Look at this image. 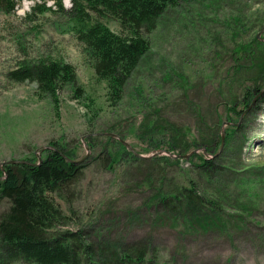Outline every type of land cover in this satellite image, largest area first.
Listing matches in <instances>:
<instances>
[{
    "label": "rangeland",
    "instance_id": "rangeland-1",
    "mask_svg": "<svg viewBox=\"0 0 264 264\" xmlns=\"http://www.w3.org/2000/svg\"><path fill=\"white\" fill-rule=\"evenodd\" d=\"M34 2L41 3L23 0L14 13L0 12V167L8 160L41 157L45 146L56 143L85 165L73 184L71 204L52 197L69 216L61 230L149 240L152 254L167 264H264V0H194L169 7L154 29L141 31L150 49L118 100L95 74L76 22L57 7L33 12ZM63 7L70 5L63 1ZM91 15L125 34L113 16ZM255 36L262 46H255ZM248 43L254 60L244 52ZM39 59L72 64L79 94L66 85L56 99L41 97L33 82L8 78L22 62ZM254 89L256 95L250 94ZM228 126L235 133L217 151L221 183L209 182L187 161L158 158H175L160 152L167 149L171 129L182 134L176 154L212 157L195 144L225 135ZM118 138L143 160L135 162L118 150L111 162L107 153L119 148ZM191 161L198 163L197 156ZM161 184L168 192L195 184L208 193L228 185L223 188L231 206L227 214L243 215L246 222L232 237L217 230L187 235L138 214ZM7 206L0 199V212Z\"/></svg>",
    "mask_w": 264,
    "mask_h": 264
},
{
    "label": "trees",
    "instance_id": "trees-1",
    "mask_svg": "<svg viewBox=\"0 0 264 264\" xmlns=\"http://www.w3.org/2000/svg\"><path fill=\"white\" fill-rule=\"evenodd\" d=\"M22 1L0 0V12L14 13ZM33 1H41L34 2L33 12L56 11L54 8L57 7L76 22L77 38L83 44L95 74L107 81L111 98L118 100L132 72L150 49V42L141 31L154 29L169 7L194 0H70L71 6L67 9L63 7V0ZM47 1H52L54 7L47 5ZM91 13L98 17L113 16L125 34L114 32L100 20L92 21ZM253 42L257 47L263 45L256 36ZM252 50L248 43L244 52L254 60L256 55ZM8 78L17 82L29 80L36 86L39 96L51 99H56L58 90L66 85L75 88L76 96L80 90L76 87L74 66L64 60L22 62L8 73ZM257 91L254 89L250 94L256 95ZM160 128L165 129L156 126V129ZM169 133L166 148L176 154L178 145L175 141L178 142L182 134L176 129H171ZM234 133L235 127L225 128L223 148L230 144ZM114 141L119 148L108 150L107 157L111 162L117 161L118 150L128 153L135 162L143 160L120 141ZM221 143V135H213L195 144L212 157L193 154L184 159L181 153L175 158L166 155L158 158L173 164L187 161L209 182H220L219 177L224 174L223 166L218 164L217 151ZM49 146L40 159L35 156L33 159H21L23 162H5L0 167V199L8 202V206L0 212V264H167L152 254L149 240L138 243L123 236L114 237L111 233L93 234L89 229L61 230L69 216L52 197L56 195L71 204L73 184L85 165L56 143L50 142ZM188 147L184 146L183 150ZM196 156L198 163H193L191 159ZM162 186L144 199L136 209L138 214H146L148 219L157 223L166 222L187 235L217 230L232 237L234 228H242L246 222L247 217L243 215L227 214L231 206L223 188L227 189L228 185L213 193L200 191L195 184L173 192L164 190ZM241 209L247 211L248 207Z\"/></svg>",
    "mask_w": 264,
    "mask_h": 264
},
{
    "label": "water",
    "instance_id": "water-1",
    "mask_svg": "<svg viewBox=\"0 0 264 264\" xmlns=\"http://www.w3.org/2000/svg\"><path fill=\"white\" fill-rule=\"evenodd\" d=\"M70 6H71V2H70V4H69ZM112 135V134H111ZM119 139V138H118ZM223 139H224V134H223V132L221 133V140H222V143H221V147H222V144H223ZM120 140V142L123 144V145H125L127 148H129L134 154H136V155H138V156H141V157H144V156H142V155H140L139 153H137V152H135L133 149H132V147L130 146V144H128L126 141H124L123 139H119ZM49 147H51V146H49V145H47V146H45L44 148H49ZM221 147L219 148V150L221 149ZM218 150V151H219ZM160 152L162 153V154H170L171 152L170 151H168L167 149H161L160 150ZM173 156H175V157H179V155H177V154H174V153H171ZM189 154H191V153H189ZM189 154H187V155H183V156H181V158H186L187 156H189ZM39 159H40V156L38 157ZM6 162H23L22 160H8V161H6ZM79 162V161H78ZM5 163V162H4Z\"/></svg>",
    "mask_w": 264,
    "mask_h": 264
},
{
    "label": "bare ground",
    "instance_id": "bare-ground-1",
    "mask_svg": "<svg viewBox=\"0 0 264 264\" xmlns=\"http://www.w3.org/2000/svg\"><path fill=\"white\" fill-rule=\"evenodd\" d=\"M64 1V5L68 6L69 5V1L68 0H63Z\"/></svg>",
    "mask_w": 264,
    "mask_h": 264
}]
</instances>
